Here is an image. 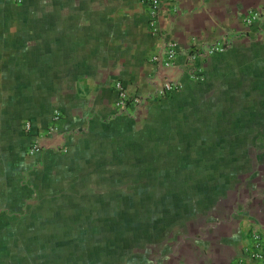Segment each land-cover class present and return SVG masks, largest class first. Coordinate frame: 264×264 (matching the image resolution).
I'll use <instances>...</instances> for the list:
<instances>
[{"label": "crops", "instance_id": "obj_1", "mask_svg": "<svg viewBox=\"0 0 264 264\" xmlns=\"http://www.w3.org/2000/svg\"><path fill=\"white\" fill-rule=\"evenodd\" d=\"M257 7L173 0L154 34L140 0H0V264H259L246 250L254 230L264 246V44L244 21ZM171 41L177 68L148 60ZM215 41L227 50L190 60ZM167 78L183 88L159 99ZM116 79L140 99L134 118Z\"/></svg>", "mask_w": 264, "mask_h": 264}, {"label": "built area", "instance_id": "obj_2", "mask_svg": "<svg viewBox=\"0 0 264 264\" xmlns=\"http://www.w3.org/2000/svg\"><path fill=\"white\" fill-rule=\"evenodd\" d=\"M21 2L23 0H16ZM147 6L148 24L151 31L157 34L159 31L158 16L163 9L166 2L173 0H140ZM245 24L249 27L255 26L261 33L262 43L264 44V7L251 8L248 10L247 15L244 18ZM227 50V45L222 41H215L211 43H193L188 50V57L190 60H197L202 56H212L217 53H221ZM179 48L176 42H168L164 47L156 49L150 54L148 60L152 63L159 65L162 68H177L179 64ZM183 83L171 78L165 79L161 87L157 91V98L163 99L171 96L177 91L182 90ZM113 89L116 92V98L114 103L121 112L120 114H126L127 116L134 118L136 116L137 105L140 102L138 98H131L126 84L121 79L113 81ZM55 118H59V113L55 114ZM33 124L30 120L23 122V128L25 132L32 130ZM42 137V136H41ZM41 138H36L30 143L29 152L31 154H38L41 152ZM263 236L258 230L252 232V245L247 248V257L251 260H255L262 264L264 262V246Z\"/></svg>", "mask_w": 264, "mask_h": 264}, {"label": "rangeland", "instance_id": "obj_3", "mask_svg": "<svg viewBox=\"0 0 264 264\" xmlns=\"http://www.w3.org/2000/svg\"><path fill=\"white\" fill-rule=\"evenodd\" d=\"M115 203V202H114ZM90 204V203H89ZM130 204H131V202H130Z\"/></svg>", "mask_w": 264, "mask_h": 264}]
</instances>
